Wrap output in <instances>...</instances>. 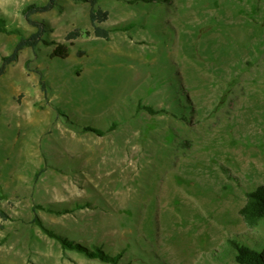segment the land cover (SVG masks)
Listing matches in <instances>:
<instances>
[{
    "label": "rangeland",
    "instance_id": "rangeland-1",
    "mask_svg": "<svg viewBox=\"0 0 264 264\" xmlns=\"http://www.w3.org/2000/svg\"><path fill=\"white\" fill-rule=\"evenodd\" d=\"M49 1L0 0L18 31L0 33V66L37 31L25 7ZM97 1L109 40L91 3L55 0L33 16L55 44L0 78V264H113L62 240L116 264L260 251L264 220L240 210L264 185V0Z\"/></svg>",
    "mask_w": 264,
    "mask_h": 264
},
{
    "label": "trees",
    "instance_id": "trees-1",
    "mask_svg": "<svg viewBox=\"0 0 264 264\" xmlns=\"http://www.w3.org/2000/svg\"><path fill=\"white\" fill-rule=\"evenodd\" d=\"M74 2H86L91 3L90 19L92 26L94 28L95 36L98 38H103L105 40L110 39V31L99 27L98 24L105 23L108 20L109 14L97 8V0H73ZM55 6V0H50L45 6H38L35 4L28 5L25 7L23 14L27 22L33 26L37 31L31 34L29 37H21L20 40L15 45V48L10 56L3 58L2 64L0 66V78L3 77L8 68L16 63L19 58V54L25 49H36L41 43L44 45H52L55 43H50L45 35L48 33V27L45 23L36 21L33 16L38 14H44L53 9ZM0 33L12 35L17 34L18 31L10 30L6 22L0 19ZM84 35L81 31L76 30L67 36V40H77ZM69 54V49L66 45L58 44L53 52V56L61 59H65ZM240 216L245 224L249 228L257 227L261 221L264 220V185L258 187L255 191L247 194V201L244 207L240 210ZM36 222L41 225V222L36 219ZM45 232L46 229L42 226ZM63 247L65 249L77 250L81 254L86 255L92 259H99L106 263L116 264V260L111 257L104 255L101 251L93 252L88 249L83 248L80 245L70 243L68 241L62 240ZM236 262L238 264H264V246L260 251H257L248 246H238L236 245Z\"/></svg>",
    "mask_w": 264,
    "mask_h": 264
},
{
    "label": "bare ground",
    "instance_id": "bare-ground-1",
    "mask_svg": "<svg viewBox=\"0 0 264 264\" xmlns=\"http://www.w3.org/2000/svg\"><path fill=\"white\" fill-rule=\"evenodd\" d=\"M187 50V49H186ZM189 51V50H188ZM188 54V53H187ZM123 163V162H122ZM133 169V165H129V170Z\"/></svg>",
    "mask_w": 264,
    "mask_h": 264
}]
</instances>
